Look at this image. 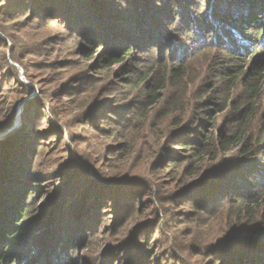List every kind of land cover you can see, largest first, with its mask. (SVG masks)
I'll return each mask as SVG.
<instances>
[{"label": "rangeland", "instance_id": "obj_1", "mask_svg": "<svg viewBox=\"0 0 264 264\" xmlns=\"http://www.w3.org/2000/svg\"><path fill=\"white\" fill-rule=\"evenodd\" d=\"M92 1L82 10L89 16L99 7L103 46L132 44L124 71L118 72L121 64L105 67L94 39L71 24L24 10L10 16L9 4L0 2V226L15 228L23 217L19 208H34L19 224V237L0 240L9 264H22L20 252L33 264H222L218 256L240 257L223 241L238 232L229 226L228 203L215 209L199 206L201 196L194 198L197 204L171 199L176 179L159 171L166 151L157 136L171 133V121L188 116L212 86L219 101L229 83L218 70L235 73L239 64L252 62L264 70L263 43L233 52L242 42L230 24L242 11L248 21L253 7L241 0ZM180 41L186 46L174 43ZM180 66L184 75L173 78ZM149 70L150 86L168 70L163 97L138 118L146 87L124 83ZM242 85L238 77L231 92ZM174 100L178 107L163 116ZM257 105L263 112L264 84ZM181 167L175 176H183ZM249 169H242L249 181L264 182Z\"/></svg>", "mask_w": 264, "mask_h": 264}, {"label": "trees", "instance_id": "obj_2", "mask_svg": "<svg viewBox=\"0 0 264 264\" xmlns=\"http://www.w3.org/2000/svg\"><path fill=\"white\" fill-rule=\"evenodd\" d=\"M3 1L6 5L9 4L7 14L10 16L16 13L12 11L16 9V11L24 10L30 16L40 14L42 20L58 18L64 21V25L65 23L66 25L67 23L71 24L73 29L81 33L82 37H92L95 44L100 47L96 51V53L101 51L98 60L103 59L105 67L121 64V70L118 71L121 72L124 71L122 67L128 65L126 64V58L134 50L130 42L125 41L123 44H118L117 40L108 41L106 44L109 43L110 46L105 48V45L103 46L105 40L98 38L102 32L98 28L102 25L99 20V7L95 6L91 15L84 16L85 10H82V6H87L90 2H93L92 0H0V2ZM124 1L132 6L134 3L136 5L137 1L139 3V0ZM241 1L245 2L247 9L252 6L253 11L248 21L245 22V19H243V15L246 16L247 12L242 11V17L235 15L236 22L230 24V26H234H231L234 38L242 42L240 49H233L236 55L242 54L244 50L246 51L247 45L257 43L256 47L258 48L259 43L264 44V0ZM140 2H144V0H140ZM261 16L263 17L262 21L260 20ZM132 17H135V14ZM193 17L189 14V18L192 19ZM212 18L211 15L206 17L208 20ZM22 22L25 23V20ZM238 23L240 24L238 25ZM233 28H237L239 31ZM108 29L107 26L104 30L109 32L106 33L111 38L113 34ZM137 29H140L139 26H137ZM160 33L165 36L169 35L165 29H162ZM227 33L231 34L230 30ZM228 37L230 36L228 35ZM229 39H232V37ZM174 43L186 46L183 41ZM262 50L264 56V49ZM242 60H245V58L243 57ZM254 62L256 61L254 60ZM183 69L184 67L180 66L177 70H174L173 78H181L185 73ZM152 72L153 70L146 71L135 82L130 83L124 81V73L117 74L118 78L122 79L127 87H131V85L133 87H146L142 89L143 94L140 96L144 104L138 118L145 116L148 109L163 97L161 91L168 70H164L166 74L156 84L150 86L148 81L145 83V79ZM218 72L221 73L223 80L229 83V90H223L224 93L221 98H218L219 101H216L218 88L214 89L215 86H212L205 92L201 101H196L191 106L192 109L188 116L176 117L171 121L172 131L169 129L171 133L163 137L162 135L157 136L159 147L162 148V151H166L163 155V163L166 164L161 166L159 171L169 179H176V189L172 192L171 199H181L180 201H184L181 205H185L186 201L195 203L197 200H194V198L197 196L202 197L199 206H205L206 204L217 209L220 206L222 208L221 202L229 204V226L233 231L237 230L238 232L232 235L234 239L230 238L231 233L223 241L228 242L229 248L235 253H240L241 256L230 257V260H226L224 256H218L222 264H264V258L261 257L264 256V182L256 183L255 186V183L249 181L251 176L242 173V169L250 168L249 171L259 172L264 177V111L260 113L261 107L259 110V105H257L260 89L264 84V70L263 68L258 69L257 65L252 62L249 67L239 64L235 73L232 70H218ZM238 77H241L243 85L239 91L231 92ZM64 97H68V95ZM201 104L202 106L213 105L214 112L211 114L200 109ZM177 107L178 101L174 100L167 106L163 116L170 115L172 110ZM220 113L222 116L219 118ZM214 125L216 127L215 132L212 131ZM24 130L26 131L24 134H28L27 127ZM29 135L27 138L30 139L31 135ZM34 136L33 139L36 137ZM10 154L6 155L5 158L10 159ZM228 163H230V167L227 165ZM178 166H182L180 168L183 172L182 177L175 176ZM199 176L200 179H198ZM253 187H256L255 190H251ZM30 195L33 196V193H30ZM199 206L197 207L202 208ZM24 210L19 208L18 211L23 217L14 224L15 228L7 229L0 226V240L10 239L9 236L11 235L13 238L20 236L19 224L33 214L34 208L29 206L26 212ZM19 213L15 214V221H17L16 217ZM229 241H232V243ZM2 244L4 245V243ZM6 246L4 245V247ZM18 257L24 259L22 264H33L28 257L25 259L21 252ZM5 259L6 263H4ZM150 261L151 259H147L145 263L151 264ZM0 264H9V257L5 256L3 247L0 248ZM12 264H15V262ZM113 264L122 263L117 261Z\"/></svg>", "mask_w": 264, "mask_h": 264}]
</instances>
